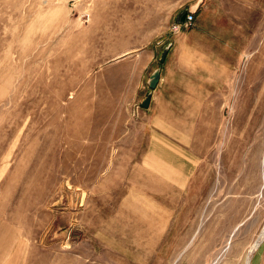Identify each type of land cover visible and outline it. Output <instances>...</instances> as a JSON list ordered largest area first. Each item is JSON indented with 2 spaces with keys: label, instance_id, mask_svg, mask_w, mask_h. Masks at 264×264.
Listing matches in <instances>:
<instances>
[{
  "label": "rangeland",
  "instance_id": "374dc122",
  "mask_svg": "<svg viewBox=\"0 0 264 264\" xmlns=\"http://www.w3.org/2000/svg\"><path fill=\"white\" fill-rule=\"evenodd\" d=\"M182 1L0 0V264H247L262 249L264 0H202L191 29L226 44L225 85L189 98L191 81L160 131L138 54L175 33ZM200 46L204 64L216 50Z\"/></svg>",
  "mask_w": 264,
  "mask_h": 264
},
{
  "label": "crops",
  "instance_id": "0c3cea01",
  "mask_svg": "<svg viewBox=\"0 0 264 264\" xmlns=\"http://www.w3.org/2000/svg\"><path fill=\"white\" fill-rule=\"evenodd\" d=\"M202 0H183L182 5L187 12H193V24L189 27H182L179 31L168 34L161 33L157 35L154 44L150 47H145L140 50L139 65L142 69V73H147L149 76L151 71L160 67L159 82L154 90L151 91V98L149 107L145 109L146 112H152L151 124L157 130L162 131L158 126L165 127L166 122L164 118L175 117L173 102L176 101L175 95H182V101L185 102L187 95V86L192 84L194 79L199 80L197 90L194 88L191 90V97L195 94H202L203 86L217 87V93L219 95V86L225 85V70H226V44L223 41L216 39L213 35H208L206 30H192L195 19L197 17L196 11ZM179 9H176L173 17L169 21L172 25L176 23V15L179 13ZM169 25V29H170ZM200 35V37L198 35ZM257 28L254 27V31L249 30L244 44L240 43L239 47L234 51V62L240 65L243 56L247 59H251L253 50L256 49ZM170 42L172 45L169 48L165 61L159 63L158 57L160 51ZM201 43H205L209 49H215L216 54L211 59L208 58L205 63H202L203 50L200 46ZM214 53V51H213ZM197 60V63H196ZM202 71L206 73L204 79L202 78ZM221 77V84H220ZM210 90H207L209 93ZM224 101V90L222 91ZM184 116V113L181 114ZM163 124V125H160ZM258 248V247H257ZM254 249L252 253L256 250ZM251 253V255H252ZM250 255L248 264H264V246L259 253Z\"/></svg>",
  "mask_w": 264,
  "mask_h": 264
},
{
  "label": "water",
  "instance_id": "95a60500",
  "mask_svg": "<svg viewBox=\"0 0 264 264\" xmlns=\"http://www.w3.org/2000/svg\"><path fill=\"white\" fill-rule=\"evenodd\" d=\"M187 11L186 10H182L179 13H177L176 15V23L178 24H182L184 19H185V15H186ZM171 43L169 42L167 45L164 46V48L162 49V51L160 52V56H159V63H163L167 52L169 50V48L171 47ZM160 67H156L153 69V71L150 73V75L148 76V80H147V85H148V91L145 94V97L142 99L140 106L142 108H147L150 102V98H151V91L154 90L159 82V77H160Z\"/></svg>",
  "mask_w": 264,
  "mask_h": 264
},
{
  "label": "built area",
  "instance_id": "2783aa9c",
  "mask_svg": "<svg viewBox=\"0 0 264 264\" xmlns=\"http://www.w3.org/2000/svg\"><path fill=\"white\" fill-rule=\"evenodd\" d=\"M193 12H187L185 15V19L183 21L182 24H178V23H173L170 27V31L171 32H177L179 31L182 27H189L193 24Z\"/></svg>",
  "mask_w": 264,
  "mask_h": 264
},
{
  "label": "bare ground",
  "instance_id": "6f19581e",
  "mask_svg": "<svg viewBox=\"0 0 264 264\" xmlns=\"http://www.w3.org/2000/svg\"><path fill=\"white\" fill-rule=\"evenodd\" d=\"M255 247H256V246H255ZM253 249H254V247L251 248V250H253ZM248 259H249V257H248ZM248 263H249V261H248ZM248 263H247V264H248Z\"/></svg>",
  "mask_w": 264,
  "mask_h": 264
}]
</instances>
